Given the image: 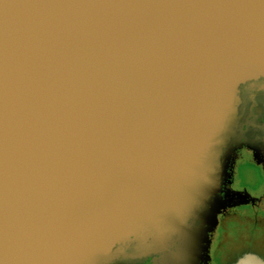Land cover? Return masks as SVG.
Returning <instances> with one entry per match:
<instances>
[{
    "label": "water",
    "instance_id": "95a60500",
    "mask_svg": "<svg viewBox=\"0 0 264 264\" xmlns=\"http://www.w3.org/2000/svg\"><path fill=\"white\" fill-rule=\"evenodd\" d=\"M258 80L261 0H0V264H197Z\"/></svg>",
    "mask_w": 264,
    "mask_h": 264
},
{
    "label": "flooded vegetation",
    "instance_id": "af4514ba",
    "mask_svg": "<svg viewBox=\"0 0 264 264\" xmlns=\"http://www.w3.org/2000/svg\"><path fill=\"white\" fill-rule=\"evenodd\" d=\"M241 94L240 122L242 135L238 140L231 143V151L226 160L227 177L222 185L223 191L220 193L222 197H224L225 192L227 193L225 195L227 207L218 214V223L215 230L210 234L207 252L198 259L197 264H237L239 260L249 255L264 263V253L255 249L262 247L259 243L252 245L257 243L253 231L250 232L251 237L249 236L248 239H239L241 246L238 241L229 242L225 238L227 237L226 223L230 217L237 214L240 206L256 209L259 213V216H251V213L246 211L248 215L245 214L242 221L248 222L253 227L264 226V184L258 197L252 198L245 190L236 192L235 196L228 193L233 178L234 165L238 159H249L264 175V80L249 83L242 89ZM218 231H220V237L217 236ZM244 241H248V246H245ZM231 251L233 252L232 255L235 254V258L232 262H228L225 256ZM139 264H149V259Z\"/></svg>",
    "mask_w": 264,
    "mask_h": 264
},
{
    "label": "rangeland",
    "instance_id": "374dc122",
    "mask_svg": "<svg viewBox=\"0 0 264 264\" xmlns=\"http://www.w3.org/2000/svg\"><path fill=\"white\" fill-rule=\"evenodd\" d=\"M233 178L231 182L230 189L233 192L247 191L253 197H258L264 184V175L259 170L253 162H250L249 159H238L234 165ZM252 208L245 206H240V209L237 211L236 215H233L228 219V222L225 226V231L227 232L226 240L229 242L235 241L242 245L239 242L240 238L248 239L250 232L253 231L254 237L257 239V243L252 245H257L259 243L260 247H254L256 250L259 249L260 252L264 253V226L263 227H253L250 226L248 222L242 221L245 217V214L249 211L251 216H259L256 209L252 212ZM248 215V214H246ZM219 219V217H218ZM220 231L217 232V236ZM251 237V236H250ZM227 240V241H228ZM245 246H248V241H244ZM236 251V250H235ZM232 251L225 256L226 261L232 262L235 258V254L232 255ZM237 264H264L261 261H258L255 257L249 255L245 256L243 259L239 260Z\"/></svg>",
    "mask_w": 264,
    "mask_h": 264
},
{
    "label": "snow or ice",
    "instance_id": "6c2138e0",
    "mask_svg": "<svg viewBox=\"0 0 264 264\" xmlns=\"http://www.w3.org/2000/svg\"><path fill=\"white\" fill-rule=\"evenodd\" d=\"M261 3H264V0H261Z\"/></svg>",
    "mask_w": 264,
    "mask_h": 264
}]
</instances>
